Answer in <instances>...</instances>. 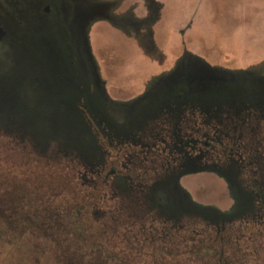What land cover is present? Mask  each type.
Segmentation results:
<instances>
[{
  "label": "rangeland",
  "instance_id": "rangeland-1",
  "mask_svg": "<svg viewBox=\"0 0 264 264\" xmlns=\"http://www.w3.org/2000/svg\"><path fill=\"white\" fill-rule=\"evenodd\" d=\"M172 44L177 55L166 68ZM230 46H239L235 55ZM151 61L162 66L146 75L141 68ZM168 92L202 112L222 106L224 116L247 95L263 105L264 0H0V141L6 122L23 126L10 127L24 142L10 152V160L24 161L19 199L40 201L41 214L50 209L75 227L66 235L59 222L43 232L27 223L3 227L0 219V264H73L57 258L61 251L70 258L79 252L82 264H206L187 255L200 243L186 240L226 227L232 242L224 264H264V181L250 171L262 145L173 149L181 168L168 181L157 173L161 208L142 216L132 215L127 199L110 198L127 182L108 173L111 163L102 200L71 198L84 182L74 162L107 158L108 141L119 138L104 126L148 119L146 109L167 105ZM198 113L161 112L156 119L182 124ZM4 201L0 191V212ZM80 207L85 220L69 214Z\"/></svg>",
  "mask_w": 264,
  "mask_h": 264
},
{
  "label": "flooded vegetation",
  "instance_id": "flooded-vegetation-1",
  "mask_svg": "<svg viewBox=\"0 0 264 264\" xmlns=\"http://www.w3.org/2000/svg\"><path fill=\"white\" fill-rule=\"evenodd\" d=\"M230 75L235 77L238 74L232 73ZM182 95L168 92L164 101V104L167 105L162 106V108L154 105L153 108L149 107V109H146L150 114L152 113V116H149L148 119H140L139 122L138 120L123 121L118 124L105 125L104 128H107L111 135L113 133V135H118L119 138L116 143H112V140L108 141L111 148L106 149L110 152L108 153L107 151L105 153L108 156L107 158L91 157L86 159L84 164L74 162V167L79 168L76 173L83 178L84 182L82 186L78 187V193L70 195L71 198L74 201L79 200L83 204L90 201L94 202L95 198L98 201V197L102 200L108 191V189L105 190V187H110L105 184L108 182V177L115 175L119 180L127 182H123V185H126L124 187L117 184L118 187L111 191L110 198L127 199L129 202V205H127L130 207L132 215L136 216L135 212H140V216H142L143 213H148L153 208H161V205L154 200V191L159 183L157 173L160 172L159 175L165 176L166 181H168L170 176L181 168L180 156H173V149H179L186 145L190 149H197L198 152H212L214 151L213 144L216 143H232L234 147L238 143H243L262 145L264 148V104H254L251 101L254 96L247 95V100L243 97L242 106H229L225 110L227 116H224L219 112L222 106L213 105L214 108H208L202 112L199 106L192 105L196 103L182 104ZM191 111L199 113L196 119H191L188 123L176 124L173 121L166 123L164 120L156 119L161 112L167 115L172 114L174 117L175 113L179 115L180 113ZM193 117L195 118L194 115ZM8 123L6 122L1 127L0 141L2 150L0 155V191L5 199L0 212V219L4 223L3 227L5 225L9 228H15L19 223H27L30 228H32L30 226L32 224L34 227L37 225L36 228L39 231L44 227L46 230L53 232L55 228L53 225L59 222V228L65 230L66 235L67 233L70 234V229L75 230L74 225L72 227L71 223L68 225V223L58 221L50 209H45L41 214V208L38 206L40 201L30 202L25 201L24 198L19 199L20 187L24 183V161L22 159H18L16 162L10 160V152H20V149L24 147V142L23 137L13 134V130L10 127L20 129L23 126L9 125ZM190 144L193 145L190 146ZM123 158H127L128 161L125 162ZM257 158H253L257 160H255L256 170L252 169L250 171L254 173L252 176L258 177L259 181L262 182L264 181V155L257 156ZM176 161H178L177 164ZM109 163L113 166L108 172L109 174L112 173L110 175L104 173ZM245 171L246 167L240 170L241 173L243 172L241 175L244 178L249 174L247 172L246 175ZM134 176H142V178L136 177L137 181L134 182L133 186ZM13 180L17 183H14ZM143 180L144 182H142ZM263 185L264 182L260 187L264 188ZM145 189L149 191L147 192ZM13 191H18L16 200L8 197L9 193ZM262 191L264 190L262 189ZM50 199H52V196ZM137 206L139 207L137 208ZM82 208L80 207L77 211L69 214L85 220ZM258 211L262 214L264 208L261 209L260 206ZM73 234H75L74 231ZM40 236H44L42 232H40L38 237Z\"/></svg>",
  "mask_w": 264,
  "mask_h": 264
},
{
  "label": "trees",
  "instance_id": "trees-1",
  "mask_svg": "<svg viewBox=\"0 0 264 264\" xmlns=\"http://www.w3.org/2000/svg\"><path fill=\"white\" fill-rule=\"evenodd\" d=\"M208 230H210V231H207L206 235H201V237L198 240L196 239L198 237H195L194 239H191V240H194V241L186 240V242H192V243L195 242V244L200 243L195 248L194 252L192 251L190 254H187V255L191 256V258L194 259L193 261H195V259L201 257L203 259V263H206V264H211L212 262H214L216 264H224L225 261L227 260V255L225 254L226 253V249H228L229 243L232 242L230 233H228L229 232L228 231V227L222 228L220 230L219 229H215V231L217 233L213 234V235L211 234L213 229H208ZM198 231L201 232V233L205 232V230L202 232L201 228L198 229ZM185 238H186V236H185ZM238 238H240V237L238 236ZM170 239H171L170 243L172 245L176 244V238L171 237ZM210 239H212V244L208 241ZM204 240H206L208 243H210L211 246H209V244L206 243V242L204 244V242H203ZM201 242H203V244H201ZM203 246H204V248H203ZM201 249H203V250L206 249V250L204 252H201L202 251ZM186 251L188 252L189 250H186ZM63 252H65V251L63 250ZM59 256H62V257H59ZM65 256H68L69 258L65 257ZM72 256L73 257L70 258V256L68 254H64L61 251L57 255V258L59 257L58 259L62 258L64 261L73 262V264H80L81 262H84L81 259V256H80L79 252H78V254H76V255L73 254ZM54 259H55V257H54ZM55 262H56V260L54 261V263ZM154 264H156V263H154ZM160 264H163V263L160 261Z\"/></svg>",
  "mask_w": 264,
  "mask_h": 264
},
{
  "label": "crops",
  "instance_id": "crops-1",
  "mask_svg": "<svg viewBox=\"0 0 264 264\" xmlns=\"http://www.w3.org/2000/svg\"><path fill=\"white\" fill-rule=\"evenodd\" d=\"M210 19H212V17H210ZM211 22V21H210ZM211 24V23H210ZM171 37H168V39H170ZM174 44V43H173ZM171 45V47L169 48V46H168V49H169V53H172V56H169V58H166L165 59V61H164V63L166 62V65H163V66H166V68H168V67H170L171 65H172V59H174L175 57H176V55H177V49H176V47L174 46V45ZM184 45H185V42H184ZM187 47L190 49V46L187 44ZM218 46H216V50L219 48L220 50H225V48H220V47H218ZM230 48H231V54H229V55H235L236 54V51L239 49V46L238 47H235V46H233V47H231L230 46ZM184 50V49H183ZM194 51V50H193ZM195 52V51H194ZM150 65L149 66H146L145 65V67L144 68H141V70H142V72H144L146 75H148L149 74V71L152 73H154V72H157L158 71V69H160L159 67H161L162 65L160 64V63H153L152 61L149 63Z\"/></svg>",
  "mask_w": 264,
  "mask_h": 264
},
{
  "label": "water",
  "instance_id": "water-1",
  "mask_svg": "<svg viewBox=\"0 0 264 264\" xmlns=\"http://www.w3.org/2000/svg\"><path fill=\"white\" fill-rule=\"evenodd\" d=\"M96 102V105L99 107V108H102L101 104H100V99H97V100H93Z\"/></svg>",
  "mask_w": 264,
  "mask_h": 264
}]
</instances>
